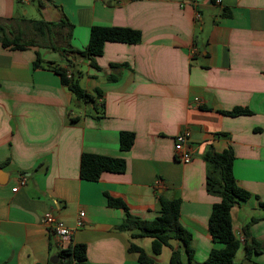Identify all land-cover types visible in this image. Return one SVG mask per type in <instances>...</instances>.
<instances>
[{
	"label": "crops",
	"instance_id": "1",
	"mask_svg": "<svg viewBox=\"0 0 264 264\" xmlns=\"http://www.w3.org/2000/svg\"><path fill=\"white\" fill-rule=\"evenodd\" d=\"M40 19L70 22L71 36L56 27L51 38L72 49L87 46L93 25L131 27L142 39L107 41L97 67L78 55H69L70 64L46 45L12 50L0 43V264L57 255L61 242L42 222L46 213L74 229L71 242L86 245L90 263L142 264L130 243L153 255L152 238L119 229L126 211L108 197L153 220L160 196L181 199L180 222L192 234L189 264H205L220 244L209 232L219 198L207 191L204 155L228 148L237 185L251 193L232 207L233 230L242 243L255 239L262 247L245 264H264V0H0V24L9 32L16 25L26 39L35 37ZM50 62L78 75L95 105L78 100ZM238 107L249 112L228 114ZM185 129L189 162L174 148ZM122 131L135 135L126 152ZM84 152L124 157L126 170L83 179ZM171 242L187 263L183 242ZM171 254L164 246L153 264H172ZM244 255L242 245L235 260Z\"/></svg>",
	"mask_w": 264,
	"mask_h": 264
},
{
	"label": "trees",
	"instance_id": "2",
	"mask_svg": "<svg viewBox=\"0 0 264 264\" xmlns=\"http://www.w3.org/2000/svg\"><path fill=\"white\" fill-rule=\"evenodd\" d=\"M66 27L68 36H71L72 25L66 19L60 21H46L43 19L34 21L36 36L25 38L22 32H9L7 28L0 24V43L3 47L12 50L25 49L28 46L46 45L60 53H63L68 62L71 64L72 59L69 55L80 56L92 59V65L97 67L95 57L102 55L104 46L107 41L137 43L142 39V33L131 27L122 26H101L93 25L90 30V38L84 49H72L70 46L57 45L56 41L51 38L53 28ZM39 35L40 38L37 36ZM50 35V36H48ZM43 63L41 53L36 51V59L33 61L34 67H39ZM50 68L56 72L61 82L74 93L76 98L83 103H93L95 105L94 93L86 90L79 81L78 75L69 73L68 68L60 64L50 62ZM53 63V64H52ZM96 94L101 91L97 89ZM249 112L248 109L235 108L228 114L238 115ZM135 135L130 131H122L120 135V149L126 152L131 149L134 143ZM207 161V191L217 196L219 199L213 204L212 212L209 218V232L219 246L213 247L205 264H245L251 261L252 254L262 250L259 242L252 239L251 242L242 243L235 235L232 225L231 210L232 207L241 200H246L251 193L240 188L236 183L233 173L234 153L228 148L222 152L208 150L204 155ZM126 159L118 156H106L94 153L84 152L80 161V177L90 181L100 179L104 172H124L126 170ZM108 202L112 206L122 207L126 211V218L118 226L121 230L132 231V237H151V247L153 255L146 253L143 247L131 242L129 249L138 254V260L142 264H153L156 262L155 256L160 254L164 246L172 247L171 262L172 264H184L182 262L181 251L172 245L173 239H179L183 242L188 253L189 264L193 260V250L191 248L192 234L180 222V205L181 199L178 197H159L160 213L153 220H143L133 217L128 205L118 198L108 197ZM264 206V202L260 201ZM244 245L245 255L242 261H236L235 255L240 247ZM86 245L83 243H68L61 246L57 255V263L38 262L35 264H92L88 261Z\"/></svg>",
	"mask_w": 264,
	"mask_h": 264
},
{
	"label": "built area",
	"instance_id": "3",
	"mask_svg": "<svg viewBox=\"0 0 264 264\" xmlns=\"http://www.w3.org/2000/svg\"><path fill=\"white\" fill-rule=\"evenodd\" d=\"M220 1V0H218ZM190 131L185 129L183 131H180L175 136V142H174V148L178 155V159L182 162H189L192 160V152L190 149ZM25 182V177H22L21 183ZM17 187L13 188V190H16ZM85 215L84 211L80 212V218L77 220L76 225L80 226L82 225V217ZM42 222L50 232H52L54 235H56L61 242V246L68 244L72 240V234L74 229L65 225L61 220H59L54 214L52 213H46L42 217Z\"/></svg>",
	"mask_w": 264,
	"mask_h": 264
},
{
	"label": "rangeland",
	"instance_id": "4",
	"mask_svg": "<svg viewBox=\"0 0 264 264\" xmlns=\"http://www.w3.org/2000/svg\"><path fill=\"white\" fill-rule=\"evenodd\" d=\"M205 11V10H204ZM205 13V12H204ZM13 27V26H12ZM22 28H24L23 26H21ZM13 29V28H12ZM18 28L16 27V25H15V28L13 29L14 31H12V32H17L16 30H17ZM76 107V106H75ZM147 240H149V242L147 243V247H151V244H150V238H147Z\"/></svg>",
	"mask_w": 264,
	"mask_h": 264
},
{
	"label": "water",
	"instance_id": "5",
	"mask_svg": "<svg viewBox=\"0 0 264 264\" xmlns=\"http://www.w3.org/2000/svg\"><path fill=\"white\" fill-rule=\"evenodd\" d=\"M58 259H59L58 255H55V256H53L52 258H50V261H51L52 263H57Z\"/></svg>",
	"mask_w": 264,
	"mask_h": 264
}]
</instances>
